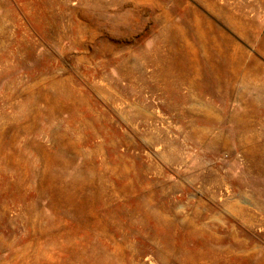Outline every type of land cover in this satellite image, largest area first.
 <instances>
[{
  "label": "rangeland",
  "instance_id": "1",
  "mask_svg": "<svg viewBox=\"0 0 264 264\" xmlns=\"http://www.w3.org/2000/svg\"><path fill=\"white\" fill-rule=\"evenodd\" d=\"M0 264H264V0H0Z\"/></svg>",
  "mask_w": 264,
  "mask_h": 264
}]
</instances>
